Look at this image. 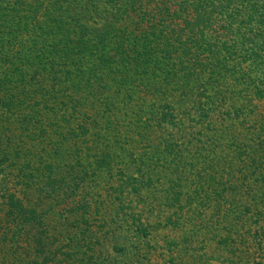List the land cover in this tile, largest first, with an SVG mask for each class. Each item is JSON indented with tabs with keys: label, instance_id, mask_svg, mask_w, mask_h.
<instances>
[{
	"label": "trees",
	"instance_id": "obj_1",
	"mask_svg": "<svg viewBox=\"0 0 264 264\" xmlns=\"http://www.w3.org/2000/svg\"><path fill=\"white\" fill-rule=\"evenodd\" d=\"M226 79L232 81L228 101L244 104L224 107L219 98ZM186 85L206 96L192 103L191 120L201 127L188 146L177 137L189 133L171 103L184 101ZM249 97L255 102L247 106ZM261 103L264 0H0V117L12 116L8 130L16 142L6 138V149L16 158L17 150L25 152V165L34 157L43 164L23 175V191L34 176L49 197L74 194L91 175L117 168L143 199L142 191L155 188L151 173L158 161V174L179 175L188 167L190 185L171 179L174 194L158 192L172 213L163 226L187 220L198 234L212 235L217 250L233 255L244 235L263 241L251 264H264ZM170 124L180 128L164 136ZM131 166L137 175L126 174ZM211 199L214 210L207 214L204 203ZM0 205L13 231L3 236L6 225H0V243L9 238L16 246L29 228L41 247L45 232L35 205L10 193L1 194Z\"/></svg>",
	"mask_w": 264,
	"mask_h": 264
},
{
	"label": "rangeland",
	"instance_id": "obj_2",
	"mask_svg": "<svg viewBox=\"0 0 264 264\" xmlns=\"http://www.w3.org/2000/svg\"><path fill=\"white\" fill-rule=\"evenodd\" d=\"M231 84L232 81L226 79L221 85L227 88L219 98L225 108L230 103L244 104L241 99L228 101V89L232 88ZM183 89L188 95L184 101L176 103L178 99H173L171 103L174 105L178 122L181 121L185 132L189 133L178 134L177 137L182 136L180 142H185L188 146L186 141L191 139L201 127L200 123L195 124L191 120L195 115L192 114L194 110L191 108L194 101L203 102L206 96L202 89L194 92L189 90L187 85L183 86ZM246 102L248 106L249 102L254 103L255 100L249 97ZM261 104L264 105V103ZM210 107L214 112L219 110L214 104H210ZM177 119L175 118V121ZM11 121L12 116L0 117V158L3 155L6 157V160L0 163V197L2 193L15 194L17 197L24 198L26 202L34 204L41 214L45 234L41 237L42 246L38 247L34 239L36 230L27 228V231L19 234L18 244L14 246L16 241L13 238L14 242L9 240L13 231L8 230L10 226L5 224L2 218L4 211L0 205V225H6L4 228L6 233L3 236L9 237L5 244L0 243V264H251L252 261L259 260L257 243L262 244L263 241L252 242L246 235L243 239L245 230L240 226L236 235H241L244 244L235 255L224 250H217L212 235L198 234L193 230L196 228L186 225L187 220L180 218L181 225L173 228L166 224L163 226L164 219L172 213L167 205H163L164 198H160L166 195L159 196L158 192L167 189L168 194H174L175 190L170 188L171 179L181 178L185 181L184 183L190 185L193 170H188V167L179 175H171L165 169L162 174H158L163 165L162 161H158L151 173L155 179V188L150 193L142 191L146 197L143 199L132 192L130 179H126L124 172H119L117 168L108 174L102 175L100 172L98 176L91 175L84 182L85 185L76 189L74 194H70L69 191L64 194L62 190L58 195L49 197L47 191L50 189L44 191L42 189L45 187H43L42 191H38L40 188H36L34 176H31L28 181L32 188L23 191L22 182L25 179L23 175L36 174L43 164L34 157L32 160L29 159L32 165L27 164L28 167H25L27 166L25 161L28 158L25 152L17 150L16 158L15 151L6 149V143H8L6 138L16 143L8 130L14 129ZM8 123L11 126L5 127ZM231 126L235 131L242 128L234 123ZM177 127L180 128L179 125H168L163 135L175 136ZM231 130L233 132V129ZM190 132L193 134L188 136ZM218 172L216 176L219 175ZM128 173L137 175L132 166L129 169L126 168V174ZM192 188L193 186H190L187 189L191 194ZM146 201L152 203L154 207L151 208L149 205L146 207ZM252 202L254 201L247 203L253 204ZM204 204L207 214H211L214 210L213 199L207 200ZM2 227H0L1 234L4 233ZM11 228L13 229L12 226ZM141 228H148L147 233L140 232ZM232 257H234L233 260H231Z\"/></svg>",
	"mask_w": 264,
	"mask_h": 264
},
{
	"label": "crops",
	"instance_id": "obj_3",
	"mask_svg": "<svg viewBox=\"0 0 264 264\" xmlns=\"http://www.w3.org/2000/svg\"><path fill=\"white\" fill-rule=\"evenodd\" d=\"M146 200H148V199H146Z\"/></svg>",
	"mask_w": 264,
	"mask_h": 264
}]
</instances>
